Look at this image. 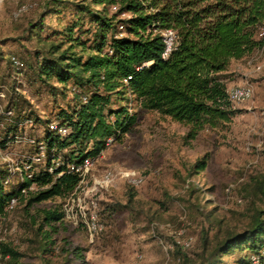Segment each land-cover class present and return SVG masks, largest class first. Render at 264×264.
<instances>
[{
  "label": "rangeland",
  "instance_id": "1",
  "mask_svg": "<svg viewBox=\"0 0 264 264\" xmlns=\"http://www.w3.org/2000/svg\"><path fill=\"white\" fill-rule=\"evenodd\" d=\"M62 1L56 13L51 11L59 4L54 0H0V92L4 94L0 96V172L8 168L12 174L6 191L20 182V171L26 169L24 160L33 151L27 138L43 137L47 122L58 119L59 110L75 102L69 90L54 94L49 86L33 80L29 68L37 53L60 42L61 31L75 16L72 4L79 0ZM22 6L25 9L19 11ZM89 27L93 25L85 19L82 29ZM13 56L23 62L20 69L12 67ZM226 75L227 88L248 85L252 97L231 102L236 113L228 121L205 126L194 138L187 137L189 126L133 103L135 123L120 141L108 140L92 160L85 188L106 170L115 175L134 170L142 179L139 185L131 187L116 176L114 185L100 188L92 197L80 190L74 196L79 200L56 196L28 208L26 198L16 201L0 219V229L2 242L22 253L19 264H199L210 258L218 242L248 228L255 211L264 210V197L257 189L259 181L264 182V46L231 61ZM14 85L18 95L12 91ZM17 114H31L39 121L32 117L33 122L18 131L24 138L2 147L10 117ZM203 157L206 167L196 171L193 165ZM54 208L65 213L52 235L58 249L43 253L37 232L40 211ZM81 210L97 212L102 229L92 238L81 221ZM187 240L189 245L183 247ZM74 248L80 249L82 260L74 258ZM245 253L234 250L216 264H239ZM0 264L7 263L1 259Z\"/></svg>",
  "mask_w": 264,
  "mask_h": 264
},
{
  "label": "trees",
  "instance_id": "2",
  "mask_svg": "<svg viewBox=\"0 0 264 264\" xmlns=\"http://www.w3.org/2000/svg\"><path fill=\"white\" fill-rule=\"evenodd\" d=\"M54 1L59 4L51 11L59 13L64 1ZM72 7L75 16L61 31L60 42L37 53L29 68L33 80L54 94L69 90L75 102L47 122L43 137L27 138L33 151L24 160L26 169L20 171L16 186L6 191L12 174L8 168L0 172V219L12 198L18 202L26 198L28 208L71 195L80 180L71 164L94 160L108 140L120 141L136 121L133 103L189 126L188 138L205 126L228 121L236 113L226 93L230 63L264 46V0H79ZM85 19L92 28L82 29ZM165 29L174 31L175 47L163 58ZM20 62L17 68L10 59L14 69L23 66ZM12 91L20 92L15 85ZM6 112L12 114L10 107ZM32 117H10L2 147L24 138L18 131L32 123ZM41 152L43 157L34 161ZM206 159L195 161L196 171L205 169ZM40 164L43 167L36 169ZM257 189L264 197L263 181ZM132 197L129 193L128 201ZM40 212L41 250L50 253L58 249L52 235L65 213L59 208ZM263 214L257 209L248 228L218 242L210 258L199 264H216L234 250L246 251L239 264H264ZM0 251L7 264H19L22 253L11 244L0 242ZM73 251L75 259H83L80 249Z\"/></svg>",
  "mask_w": 264,
  "mask_h": 264
},
{
  "label": "built area",
  "instance_id": "3",
  "mask_svg": "<svg viewBox=\"0 0 264 264\" xmlns=\"http://www.w3.org/2000/svg\"><path fill=\"white\" fill-rule=\"evenodd\" d=\"M24 9L25 7L22 6L19 9V11L24 10ZM113 9H115V7H113ZM119 29H122L121 25L119 26ZM262 30L264 31V28ZM162 37L164 41V50L162 53V57L165 58L168 56L171 50L174 49L175 47V33L172 29H165L162 31ZM11 60H12L13 65L16 66L17 68L21 65V62L16 57H12ZM226 93H227L228 99L232 103L246 101L250 99L253 95L252 88L248 85L227 88ZM0 96H4V94L0 92ZM52 127L53 126H51V128ZM62 132H64V130H62ZM41 150H42V147H41ZM42 157H43V153L41 152L39 156L33 157V160L39 161ZM91 166H92V160L90 159H85L80 164H71L70 170L77 173L80 176L79 183L71 194L73 199L74 198H76L77 200L80 199V197L78 196L74 197L75 194H77L80 190L83 191L82 193L84 196H88V194L90 193L89 197H92L93 195L97 193V191L100 188H107L109 186L114 185L113 182L116 176L126 180L127 183L132 186L139 185L142 180L134 170L119 171L116 175L111 170H106L103 173L101 179H97V180L94 179L92 181L91 187L85 188L87 185L86 174L89 171ZM16 201H17L16 198H12L10 200L8 204V210L12 209L15 206ZM238 201H240V199ZM91 204L94 208L97 206V203L94 199L91 200ZM80 215H81V221L84 227L86 228V230L88 231L91 238L102 229V226L98 222V216L95 210H90L88 213L81 210ZM0 242H2L1 229H0ZM182 245L183 247L188 246L189 241L188 240L184 241ZM1 259H2V254L0 251V261ZM251 260L253 262H257L258 258L257 256L252 255Z\"/></svg>",
  "mask_w": 264,
  "mask_h": 264
}]
</instances>
